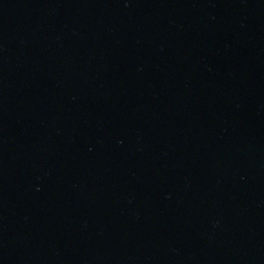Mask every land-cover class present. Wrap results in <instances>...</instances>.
I'll list each match as a JSON object with an SVG mask.
<instances>
[{
	"label": "water",
	"instance_id": "water-1",
	"mask_svg": "<svg viewBox=\"0 0 264 264\" xmlns=\"http://www.w3.org/2000/svg\"><path fill=\"white\" fill-rule=\"evenodd\" d=\"M0 264H264V0H0Z\"/></svg>",
	"mask_w": 264,
	"mask_h": 264
}]
</instances>
